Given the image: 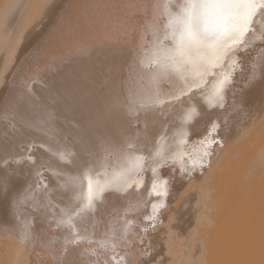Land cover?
Instances as JSON below:
<instances>
[{"label": "bare ground", "instance_id": "bare-ground-1", "mask_svg": "<svg viewBox=\"0 0 264 264\" xmlns=\"http://www.w3.org/2000/svg\"><path fill=\"white\" fill-rule=\"evenodd\" d=\"M159 2L0 0V264H264V9L217 69L231 81L222 102L209 106V77L132 108L146 92L140 51ZM181 133L187 151L215 141L203 167L157 157ZM130 144L148 157L140 186L85 207L83 175Z\"/></svg>", "mask_w": 264, "mask_h": 264}, {"label": "snow or ice", "instance_id": "snow-or-ice-1", "mask_svg": "<svg viewBox=\"0 0 264 264\" xmlns=\"http://www.w3.org/2000/svg\"><path fill=\"white\" fill-rule=\"evenodd\" d=\"M261 9H264V0H160L153 5V15L146 28L151 31V39L145 35L147 42L141 46L139 59L146 92L131 99L130 106H161L169 98L179 99L193 89H202L209 83V77L214 78L205 97L209 106L222 102L224 88L231 81L228 74L217 69H222L226 60L233 57L237 46L245 44V37ZM172 80L180 83L178 94H162V84ZM196 114L195 108H191L183 119L190 122ZM181 136L170 156L165 157L162 148L157 150V157L171 159L173 163L187 157L192 168L203 167L204 158L211 155L209 149L215 141L204 138L196 150L187 151L189 140L186 134ZM129 149L116 164L83 175L80 198L85 207L94 206L105 191H127L140 186V173L145 170L148 157L132 144ZM152 193L157 197L166 196L167 182L157 184L154 180ZM152 208L155 214L156 205Z\"/></svg>", "mask_w": 264, "mask_h": 264}, {"label": "rangeland", "instance_id": "rangeland-1", "mask_svg": "<svg viewBox=\"0 0 264 264\" xmlns=\"http://www.w3.org/2000/svg\"><path fill=\"white\" fill-rule=\"evenodd\" d=\"M157 109V108H156Z\"/></svg>", "mask_w": 264, "mask_h": 264}]
</instances>
